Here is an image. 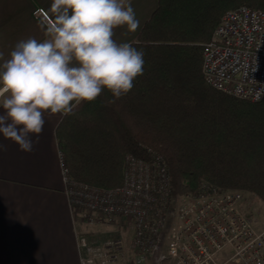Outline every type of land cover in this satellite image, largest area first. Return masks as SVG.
<instances>
[{
	"label": "trees",
	"instance_id": "obj_1",
	"mask_svg": "<svg viewBox=\"0 0 264 264\" xmlns=\"http://www.w3.org/2000/svg\"><path fill=\"white\" fill-rule=\"evenodd\" d=\"M264 11V0H158L131 44L144 53L132 90H108L77 105L56 130L73 179L106 190L123 184L126 157L160 155L172 197L203 184L243 190L264 204V98L243 101L209 86L204 46L223 16L240 7Z\"/></svg>",
	"mask_w": 264,
	"mask_h": 264
},
{
	"label": "built area",
	"instance_id": "obj_2",
	"mask_svg": "<svg viewBox=\"0 0 264 264\" xmlns=\"http://www.w3.org/2000/svg\"><path fill=\"white\" fill-rule=\"evenodd\" d=\"M202 72L215 90L258 103L264 98V11L227 12L204 46ZM64 193L75 221L114 228L78 238L80 264H264V228L247 211L243 191L204 183L198 193L172 197L165 160L126 157L122 186L80 183L59 154Z\"/></svg>",
	"mask_w": 264,
	"mask_h": 264
},
{
	"label": "clouds",
	"instance_id": "obj_3",
	"mask_svg": "<svg viewBox=\"0 0 264 264\" xmlns=\"http://www.w3.org/2000/svg\"><path fill=\"white\" fill-rule=\"evenodd\" d=\"M49 11L45 38L18 41L0 65V134L23 152L45 114H71L105 89L120 99L144 70L143 51L114 39L117 29L139 28L126 0H52Z\"/></svg>",
	"mask_w": 264,
	"mask_h": 264
},
{
	"label": "crops",
	"instance_id": "obj_4",
	"mask_svg": "<svg viewBox=\"0 0 264 264\" xmlns=\"http://www.w3.org/2000/svg\"><path fill=\"white\" fill-rule=\"evenodd\" d=\"M52 0H0V65L16 43L43 40L52 21ZM139 28L115 31L118 43H132L158 7V0H126ZM65 114H45L33 150L23 152L0 134V264H80L78 238L99 228L75 221L64 193L56 130ZM38 141V142H37Z\"/></svg>",
	"mask_w": 264,
	"mask_h": 264
},
{
	"label": "rangeland",
	"instance_id": "obj_5",
	"mask_svg": "<svg viewBox=\"0 0 264 264\" xmlns=\"http://www.w3.org/2000/svg\"><path fill=\"white\" fill-rule=\"evenodd\" d=\"M59 154H62L64 156V154L61 151L59 152ZM64 159H65V156H64ZM233 191H243V190H233ZM243 192H246V191H243ZM246 193L249 195L247 197V200H248L247 211L252 216L253 220L256 223V226L259 229L264 228V204L259 199L254 197L252 194L248 192ZM114 231H115L114 228H110L107 226H101L99 227L97 233L101 239H108V238H113L117 236V233Z\"/></svg>",
	"mask_w": 264,
	"mask_h": 264
},
{
	"label": "bare ground",
	"instance_id": "obj_6",
	"mask_svg": "<svg viewBox=\"0 0 264 264\" xmlns=\"http://www.w3.org/2000/svg\"><path fill=\"white\" fill-rule=\"evenodd\" d=\"M123 178H124V176H123Z\"/></svg>",
	"mask_w": 264,
	"mask_h": 264
}]
</instances>
